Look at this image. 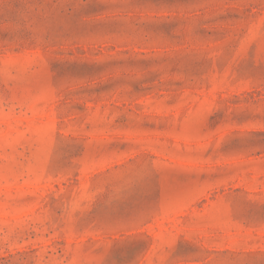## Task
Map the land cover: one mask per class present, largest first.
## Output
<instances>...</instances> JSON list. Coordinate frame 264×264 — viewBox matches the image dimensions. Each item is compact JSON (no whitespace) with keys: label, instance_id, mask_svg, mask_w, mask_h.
I'll list each match as a JSON object with an SVG mask.
<instances>
[{"label":"rangeland","instance_id":"1","mask_svg":"<svg viewBox=\"0 0 264 264\" xmlns=\"http://www.w3.org/2000/svg\"><path fill=\"white\" fill-rule=\"evenodd\" d=\"M0 264H264V0H0Z\"/></svg>","mask_w":264,"mask_h":264}]
</instances>
